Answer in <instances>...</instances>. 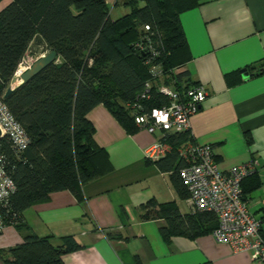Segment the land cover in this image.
Returning a JSON list of instances; mask_svg holds the SVG:
<instances>
[{"label": "trees", "instance_id": "16d2710c", "mask_svg": "<svg viewBox=\"0 0 264 264\" xmlns=\"http://www.w3.org/2000/svg\"><path fill=\"white\" fill-rule=\"evenodd\" d=\"M201 2L115 0L113 6L121 3L125 12L111 19L108 0H0V100L27 139L26 147L18 149L8 136L0 138V164L14 185L1 207L5 226L25 229L22 213L51 193L69 191L81 200L82 187L99 177L107 164L86 118L94 107L104 105L126 133L134 134L143 130L135 123V105L140 104L139 114L149 115L169 103L161 87L186 100V92L200 85L182 69L190 57L179 15ZM50 51L56 59L4 99L24 58L38 59ZM161 142L169 151L150 161L170 173L176 192L187 201L179 176L187 163L180 152L200 143L190 130L165 133ZM253 177L242 183L244 202L243 185ZM141 210L143 221L166 222L160 229L166 242L174 235L211 233L217 226L214 214L191 207L182 215L172 204L150 201ZM202 220L211 226L199 225ZM81 248L72 236L53 246L49 237L30 232L21 244L0 250V261L64 264V255Z\"/></svg>", "mask_w": 264, "mask_h": 264}, {"label": "crops", "instance_id": "0c3cea01", "mask_svg": "<svg viewBox=\"0 0 264 264\" xmlns=\"http://www.w3.org/2000/svg\"><path fill=\"white\" fill-rule=\"evenodd\" d=\"M179 20L190 57L182 69L207 94L190 119V133L212 147L221 171L257 163L243 191L251 215L264 219V0H202ZM86 118L107 165L82 187L81 200L58 191L25 210L26 228L5 226L0 250L21 244L32 232L49 237L53 246L72 236L82 248L64 255V264H264L214 241L209 232L166 242L160 233L166 222L143 221L141 206L172 204L182 215L189 207L170 173L145 158L157 136L126 133L102 104ZM203 222L204 228L212 223Z\"/></svg>", "mask_w": 264, "mask_h": 264}, {"label": "built area", "instance_id": "2783aa9c", "mask_svg": "<svg viewBox=\"0 0 264 264\" xmlns=\"http://www.w3.org/2000/svg\"><path fill=\"white\" fill-rule=\"evenodd\" d=\"M29 59L27 56L24 58L16 72L17 76L32 64ZM160 93L168 97L169 103L152 110L149 115L139 114L140 104L135 105L138 110L135 123L149 134L157 136L153 145L144 152L145 158L151 161H157L169 151L168 145L161 142L165 133L190 130V119L207 95L202 85L188 90L186 100L181 98L180 93L168 88L161 87ZM0 134L2 137L8 136L18 149H24L27 145L24 131L1 100ZM180 154L187 163L179 172L187 190V203L193 211L210 212L216 216L217 226L211 232L214 241L227 245L233 252H247L252 260L264 263V220L255 219L242 199V183L257 173V163L252 160L221 171L214 160L211 146L201 143L182 150ZM13 191L14 185L0 164V232L6 225L1 207L5 206Z\"/></svg>", "mask_w": 264, "mask_h": 264}, {"label": "water", "instance_id": "95a60500", "mask_svg": "<svg viewBox=\"0 0 264 264\" xmlns=\"http://www.w3.org/2000/svg\"><path fill=\"white\" fill-rule=\"evenodd\" d=\"M55 59H56V54L53 51L47 52L46 54L39 57L19 77L14 76L12 78L11 86L6 90L3 98L6 99L17 86H19L22 83L29 81L32 77L37 75L41 70H43L45 67H47L49 64H51ZM1 137L2 136L0 134V138Z\"/></svg>", "mask_w": 264, "mask_h": 264}, {"label": "rangeland", "instance_id": "374dc122", "mask_svg": "<svg viewBox=\"0 0 264 264\" xmlns=\"http://www.w3.org/2000/svg\"><path fill=\"white\" fill-rule=\"evenodd\" d=\"M114 1L115 0H108V2L110 3L109 4V8H110V18L111 19H116V18H119L121 15H123L124 14V12H125V10H124V7H123V5L120 3V4H118V5H116V6H113V4H114ZM126 12H127V10H126ZM31 59V58H30ZM29 59V63L31 64V63H33V61H34V58H32L31 60ZM35 60H36V58H35ZM23 66V65H22ZM20 82V81H19ZM19 84V83H18Z\"/></svg>", "mask_w": 264, "mask_h": 264}, {"label": "clouds", "instance_id": "9594fccd", "mask_svg": "<svg viewBox=\"0 0 264 264\" xmlns=\"http://www.w3.org/2000/svg\"><path fill=\"white\" fill-rule=\"evenodd\" d=\"M36 60H37V59H36ZM34 61H35V59H34ZM34 61H33V62H34ZM30 66H31V65H30ZM30 66H29V67H30ZM25 71H26V70H25ZM25 71H24V72H25ZM20 75H21V74H20ZM15 76H16V74H15ZM18 77H19V76H18Z\"/></svg>", "mask_w": 264, "mask_h": 264}, {"label": "bare ground", "instance_id": "6f19581e", "mask_svg": "<svg viewBox=\"0 0 264 264\" xmlns=\"http://www.w3.org/2000/svg\"><path fill=\"white\" fill-rule=\"evenodd\" d=\"M17 76V75H16ZM18 77V76H17ZM11 86V85H10Z\"/></svg>", "mask_w": 264, "mask_h": 264}]
</instances>
